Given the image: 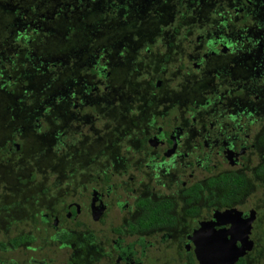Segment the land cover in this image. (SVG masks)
Segmentation results:
<instances>
[{"label":"trees","instance_id":"16d2710c","mask_svg":"<svg viewBox=\"0 0 264 264\" xmlns=\"http://www.w3.org/2000/svg\"><path fill=\"white\" fill-rule=\"evenodd\" d=\"M21 1L34 3L33 7L48 2L50 23L45 25L48 32L23 33L25 38L32 37L31 42L22 47L24 40H21L19 50L6 55L12 57L14 65L8 68L0 62V231L7 235L0 241L2 250L31 244L33 234L40 235L42 242L44 236H59V241L69 239L77 244L79 234L75 232L65 229L58 233L60 228L51 232L54 226L50 219L46 226H34L44 224L41 212L46 206L66 209L71 199L67 192H71L84 170L78 160L72 161L77 143L87 139L91 127H106L112 131L111 122L108 126L86 125L88 123L81 124L80 116L84 113L108 116L118 131L125 125L138 128L141 121L137 117L144 104L148 123L161 124L163 120V124L171 126L166 112L157 108L164 95H173L172 104L179 106L184 116L197 104L196 119L199 108L207 100L205 89L233 96L234 110L243 126L229 116L220 126L233 128L236 136L248 146L241 166L210 172L212 165L208 164L209 173L203 177V182L183 191L191 194L186 202L199 201L200 189L205 192L204 205L184 208L181 212L184 217L196 222L199 212L209 215L214 208L242 204L252 194L255 201L264 202V74L252 71L253 63L257 62L254 54L258 50L262 52L260 55L264 54V0H12L16 5ZM139 2L144 3L143 9ZM1 4L0 21L4 25L0 24V44L5 39L15 42L17 23L16 11H13L16 8L5 10ZM38 11L36 7L35 14ZM222 28L242 31L244 39L241 48L230 47L220 53L218 63H209L210 76H217L220 82L213 84L211 77L203 75L187 76L196 73L189 64L192 41L197 44L196 48L204 49L206 39ZM21 34L19 30L17 35ZM198 34L202 36L199 40L196 39ZM195 52L197 57L193 60L197 61L201 52L198 49ZM90 53L93 55L89 56ZM0 60H3L1 54ZM223 63L226 64L224 72L218 68ZM214 65L217 67L213 71ZM103 68L106 70H101ZM232 76H241L248 83L243 81L238 86ZM187 78L193 82H187ZM157 79L161 80L159 86L155 83ZM107 84L120 91L112 94L121 100L116 107L103 96L104 90L109 89ZM186 87L196 90L190 92ZM177 88L179 91L174 93ZM85 93L95 95L94 101L90 102L91 95L84 97ZM83 97L90 104H85ZM133 114L138 115L132 118ZM188 116L182 125L192 137L197 131L188 127L194 128L196 124L190 126ZM125 131L126 134L118 133L110 143L121 144L120 138H133L136 132L132 128ZM168 132L165 128V134ZM104 143L110 144L106 140ZM167 143H171L168 138ZM107 144L102 152L111 148ZM193 147L184 145L188 153ZM124 153L119 148L114 158L117 156L120 161ZM109 155L101 158L100 174L116 163ZM102 177H108V172H103ZM66 188L69 191L66 192ZM161 202V212L152 209L149 219L145 218L149 221L146 225L155 220L169 223L172 219L173 215L167 212L171 203L166 198ZM54 213L60 215L61 211L54 210ZM59 218L61 222L66 220L61 215ZM261 223L264 218L256 222L250 251L245 253L251 258L256 252L253 256L257 260L246 264H264V239L256 238L257 231L264 229ZM238 259L235 264H245L244 258ZM6 261L0 258V264ZM80 261V256L73 255L65 264H83Z\"/></svg>","mask_w":264,"mask_h":264},{"label":"flooded vegetation","instance_id":"af4514ba","mask_svg":"<svg viewBox=\"0 0 264 264\" xmlns=\"http://www.w3.org/2000/svg\"><path fill=\"white\" fill-rule=\"evenodd\" d=\"M0 2L5 10L8 7H11L12 10L16 8L13 12L16 11L14 18L17 23V40L10 43L5 39L0 44V54L3 55V60H0V62H4L6 67L9 68L11 65H14L12 57L9 58V56L16 50H19L18 46L22 44L21 40H24L22 47H24L25 43L31 42L32 37L25 38L23 33H27L30 30H33L32 32L37 31L40 34H42L41 32H48L49 29L46 30L45 25L50 23L47 19L49 17L47 13L49 3H37L33 7L34 3L32 5L30 2L24 3L21 1L18 5L14 4L12 0H0ZM138 5L140 8H144L143 2H139ZM36 7H38L39 11L35 14ZM0 24L4 25L2 21H0ZM19 30L22 31L21 36L17 35ZM201 37V34L196 35L197 40ZM242 39H244L242 31L232 32L231 30L222 28L212 38L206 39L204 49L196 48L197 44L192 41V44L189 46L192 49V51H189V56L192 58L191 61L189 59V64L196 73L187 74V76L194 77L197 74L203 75L208 79L211 77L212 83L218 84L220 78L210 76L209 71L211 69L209 63H218L221 57L220 53L226 52L230 47H233L234 50L241 48ZM263 45L264 42H262ZM252 48L255 47L253 46ZM196 49L201 54H199L197 61H194L193 59L197 57ZM259 53L262 52L258 50L254 54L256 55L257 62L253 63L252 71L255 74H264V54L260 55ZM7 54L9 56H6ZM92 55L93 53H90L89 56ZM205 59H207L206 62H204ZM217 65H214L213 71ZM223 66L218 65V68L224 72L226 64L223 63ZM101 70H106V68ZM108 74L106 71V75ZM232 77L235 79L234 84L237 83L238 86L243 81L246 82L241 76ZM96 81H101V79ZM187 82L192 83L193 79L187 78ZM155 83L159 86L161 85V80L157 79ZM105 86L109 87V89L104 90L103 96L112 107H116L117 102L121 100L112 96V94L114 91L118 93L120 91L116 90L114 85L107 84ZM92 89H96V86L92 87ZM187 90L194 92L196 89L187 88ZM187 90L185 91L188 92ZM205 90L207 100L205 101V105L199 108L198 120L196 119L197 112L195 110L198 108L197 104H195L196 108L194 110L187 112V114L185 113L186 116L189 115L188 117H191V121L188 122L189 125L196 124L194 128L188 127V129H196L195 131H197L195 136L193 135L192 137L186 133L187 127L182 125L183 119L187 117L181 112L182 110L179 106L175 107V104H172L174 102L173 99L175 100L173 95H171L172 97L170 95L161 96L157 106V108H160V112H166V115L171 119V126L163 124V120L160 121L161 124H155L154 121L148 123L149 116L144 112V104H141L139 115L135 114L138 115L137 119L141 121L138 128L125 125L118 131L115 123L108 116L101 117L93 113L82 114L80 116L82 119L81 124L88 123L86 125L108 126L111 122L113 126L112 131L110 128H100V126L89 128L87 139L77 143V149L80 151L76 152L77 149H75L74 154L71 156L72 161L76 162L78 160L81 167H84V170L80 174L78 182L72 185L71 192H67L69 190L67 189L68 187L66 188L68 197L71 198L66 205V209L63 210V206H46L44 211L41 212L44 217L41 221L44 224L40 223L34 226H46L45 223H48L47 220L50 219L49 222L55 228H52L51 232L60 228V231H58L60 233L67 229L68 231L75 232V234H79V241L76 244L74 240L69 239L59 241V236H44L42 242L40 235L33 234L34 241L26 246H19L20 249H28V247L34 249L37 243L40 246L42 243L44 245V242L50 240L52 243L59 245L60 249L68 251L63 264L73 255L80 256V263L83 264H200L194 252L195 240L198 238L197 230L200 228V225L206 229H211L208 227L210 220L219 221V218L215 217L217 211L225 215L221 216L222 223L216 224L214 226L215 229H225L221 230V233L230 230L237 246H240L241 243L245 244L246 237L244 233L247 228L246 226L249 224L248 240H252L256 222L264 218V202L255 201L252 195H249L239 205L226 206L221 209L211 206V209L214 208L213 211L209 215L199 212L200 218L196 222L195 220H189L181 213L186 207L204 205L205 202L203 198L205 192L201 189L202 198L199 201L191 200L186 202V199L191 198V194L184 193L185 189L191 187L193 184L202 183L203 177L209 173V170L210 172L219 169L228 171L231 168L241 166L242 156L248 149L246 141L242 142L236 136L233 128L220 126L226 123L228 116L236 122L238 120L237 123L243 126V123H240L236 116L237 113L234 110L236 108L234 103L236 102L233 101V96L225 95L226 93H217L213 89ZM178 91L179 88L173 90L174 93ZM86 95H91L90 102L94 101L95 95L85 93L84 97ZM84 97L85 104H90L89 101L86 103ZM76 106L77 103L74 104V107ZM171 110H174V114L177 113L173 117L169 116ZM135 115H131L132 118H136ZM162 119L164 118L162 117ZM117 125L120 126L121 123L118 122ZM128 128L136 131L133 132V138H120L121 144H117L116 146L110 143L118 133L126 134L125 129L128 131ZM165 128L169 130L166 134ZM225 128L230 130H226ZM167 138L171 140L170 144L167 143ZM105 140L109 141L110 144L104 143ZM144 140H146V143H144ZM196 142L197 146H195ZM200 142L202 145L198 146ZM106 144L111 148L102 152L101 149ZM184 145H193L194 147L188 153L185 151ZM119 148H122L123 152L125 151L124 155L120 157L121 162L117 160V156L114 158V153L116 155L115 151ZM111 151H113L112 155H109ZM104 155L111 156V159L116 160V163L109 165L100 174L101 158ZM189 160H192L193 164ZM256 160L258 161L259 157H256ZM208 164L212 165L209 170L207 169ZM198 169H203L205 173L202 177L196 179L194 171ZM103 172H108V177L103 178ZM115 175L118 176L117 181L113 180ZM171 178L172 181L169 180ZM176 178L177 180L175 181ZM178 187L180 188L178 189ZM163 198L168 199L171 203L167 212L173 215L172 219L169 223H160V221L155 220L150 221V224L146 225V222H149L147 220L152 209L157 212L160 210L159 212H161V201ZM160 206L161 208L158 209ZM70 208H74L75 211L70 210ZM54 210H60V215L64 216L66 220L61 222L60 215L54 213ZM84 212L88 213L93 222L105 224L106 227L98 229L89 228L86 221L81 218ZM110 213L113 214V217H116L119 224L116 223L117 221L109 223L106 221ZM248 219L249 221H247ZM205 221L208 222L203 223ZM27 225L30 224L27 223ZM260 226L263 227L264 223H261ZM212 232L215 231L212 230ZM51 235H54V233ZM149 237H152L154 242L150 241ZM257 237L264 239V229L257 231ZM33 243L35 245H32ZM230 244L232 245L231 242ZM230 244L225 249L220 250L221 255L227 259H231L237 251ZM152 245H154V248H149ZM250 248H247L238 257L244 258L245 264L247 262L252 263V260H257V257L253 256L256 252L251 258L245 256V253L248 254ZM69 254L71 255L69 256ZM238 258L233 264L239 260ZM38 262L40 264H49L44 258Z\"/></svg>","mask_w":264,"mask_h":264},{"label":"rangeland","instance_id":"374dc122","mask_svg":"<svg viewBox=\"0 0 264 264\" xmlns=\"http://www.w3.org/2000/svg\"><path fill=\"white\" fill-rule=\"evenodd\" d=\"M31 32V30H30ZM176 111V110H175ZM177 114V113H175ZM174 114V110H171L169 112V116L173 117ZM179 114V113H178ZM255 123H252L251 126H254ZM117 152V150L115 151ZM205 171L203 169H198L194 171V177L200 178L204 175ZM54 172H52L51 176H54ZM117 175H115L113 177V180L117 181ZM52 178V177H51ZM190 182V181H188ZM252 197H254V194H252ZM81 218L84 219L86 221V223L89 225V228H94V229H98V228H103L106 227L105 224H98L96 222H93L92 218L88 215V213L84 212L81 215ZM106 221L109 223L111 221L116 222V217H113V214L110 213L106 219ZM119 221H117L116 223H118ZM119 224V223H118ZM16 225H18L16 223ZM6 232L4 231H0V241L1 240H5L6 238ZM150 241L154 242L152 237H149ZM157 240V239H156ZM164 244V242H163ZM32 245H35V243H33ZM151 249L154 248V245H152V247H149ZM137 249H139L137 247ZM67 252L66 250H62L59 248V245L52 243L50 240H48L47 242H44V245H38V243L36 244V247L34 249L32 248H21L18 247L16 249H11V250H2L0 248V258L1 260L6 259L7 261L4 262L3 264H22V262H24L25 264H40L38 261L42 258H44L49 264H63L64 262V258H66L67 256ZM71 254H69L70 256ZM163 255V254H162ZM164 258V257H163Z\"/></svg>","mask_w":264,"mask_h":264},{"label":"water","instance_id":"95a60500","mask_svg":"<svg viewBox=\"0 0 264 264\" xmlns=\"http://www.w3.org/2000/svg\"><path fill=\"white\" fill-rule=\"evenodd\" d=\"M229 212V211H228ZM240 214V212H238ZM222 212H216L215 217L219 218L217 220H210V224L208 227L211 229H206L202 225H200V228L197 230L198 232V238L195 240V249L194 252L197 256L198 261L200 264H233V262L244 253V251L247 248L251 247L252 240H248V231L250 229V225L248 224L245 231V244H242L240 246H237L233 234L230 232V230H227V232L220 233L221 230L225 229H215L216 224H221L222 219L221 216H224L225 214ZM220 215V216H218ZM249 221V219L247 220ZM208 221H205L203 223H206ZM202 223V224H203ZM233 226V225H231ZM230 226V228H231ZM226 228V229H230ZM215 231V232H212ZM215 236V237H214ZM198 241V242H197ZM232 243V245L230 244ZM231 245L234 248L237 249V251L234 253L231 259H227L225 257L219 256L217 253L220 252L221 249H225L227 245Z\"/></svg>","mask_w":264,"mask_h":264},{"label":"bare ground","instance_id":"6f19581e","mask_svg":"<svg viewBox=\"0 0 264 264\" xmlns=\"http://www.w3.org/2000/svg\"><path fill=\"white\" fill-rule=\"evenodd\" d=\"M223 232H224V231H223ZM220 233H221V232H220ZM217 254H218L219 256L223 257V255H221V252H218Z\"/></svg>","mask_w":264,"mask_h":264}]
</instances>
